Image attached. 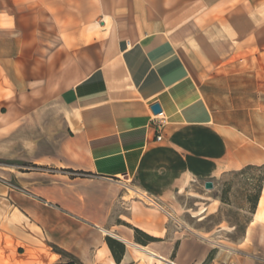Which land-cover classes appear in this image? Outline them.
Here are the masks:
<instances>
[{
    "label": "crops",
    "instance_id": "1",
    "mask_svg": "<svg viewBox=\"0 0 264 264\" xmlns=\"http://www.w3.org/2000/svg\"><path fill=\"white\" fill-rule=\"evenodd\" d=\"M262 95L264 0H0V264H264V231H177L189 184L264 165Z\"/></svg>",
    "mask_w": 264,
    "mask_h": 264
},
{
    "label": "rangeland",
    "instance_id": "2",
    "mask_svg": "<svg viewBox=\"0 0 264 264\" xmlns=\"http://www.w3.org/2000/svg\"><path fill=\"white\" fill-rule=\"evenodd\" d=\"M262 98L264 102L263 95ZM261 111L262 127H246L247 139H256L259 133L264 139V104ZM207 180L213 183L211 189L204 188V180H197L178 195L177 231L203 236L219 249L247 251L251 240L244 238L245 231H264V210L260 216L259 212L255 214L257 201L253 206L258 187L264 184V165L226 171ZM142 201L154 205L146 199Z\"/></svg>",
    "mask_w": 264,
    "mask_h": 264
},
{
    "label": "trees",
    "instance_id": "3",
    "mask_svg": "<svg viewBox=\"0 0 264 264\" xmlns=\"http://www.w3.org/2000/svg\"><path fill=\"white\" fill-rule=\"evenodd\" d=\"M248 166L249 165H247L245 167H248ZM263 186H264V184H262L261 186L258 187L257 193L255 195V201L253 203V206L257 205L259 197H260V193L262 192ZM256 201H257V203H256ZM134 231H135L136 235H140L143 238V239H139L138 236L135 237L137 242H139V243H145L147 241H154L155 240V238L145 234L144 232H142L136 228L134 229ZM107 242H108L109 248H110L115 260L118 262L121 258V255L124 252V245L121 242L116 241V240L111 239V238H107ZM57 251L61 253L60 250H57ZM61 264H80V263L73 258H69V260H67Z\"/></svg>",
    "mask_w": 264,
    "mask_h": 264
},
{
    "label": "built area",
    "instance_id": "4",
    "mask_svg": "<svg viewBox=\"0 0 264 264\" xmlns=\"http://www.w3.org/2000/svg\"><path fill=\"white\" fill-rule=\"evenodd\" d=\"M160 114H161V112L158 113L156 115V117L159 116ZM155 120L156 121L153 123L154 124V128L156 130L155 140H160L161 139L160 129L163 126L164 120H163V118H159V119H155ZM50 171H51V169H50Z\"/></svg>",
    "mask_w": 264,
    "mask_h": 264
},
{
    "label": "water",
    "instance_id": "5",
    "mask_svg": "<svg viewBox=\"0 0 264 264\" xmlns=\"http://www.w3.org/2000/svg\"><path fill=\"white\" fill-rule=\"evenodd\" d=\"M151 110H152V112H153L154 114H158V113L161 112V108H160V106H159L158 103H153V104L151 105ZM212 187H213V183H212V181L207 180V181L204 182V188H206V189H211Z\"/></svg>",
    "mask_w": 264,
    "mask_h": 264
},
{
    "label": "bare ground",
    "instance_id": "6",
    "mask_svg": "<svg viewBox=\"0 0 264 264\" xmlns=\"http://www.w3.org/2000/svg\"><path fill=\"white\" fill-rule=\"evenodd\" d=\"M129 186V185H128ZM134 188V187H133ZM133 188H130L129 187V189H131L132 190V192L131 193H133L134 192V194L136 193V194H138L139 196H141L142 198H144V199H146V200H148V201H150L152 204H154V205H157L156 204V202L154 201V200H152L150 197H148L146 194H144L143 192H139V190L138 189H133ZM138 190V191H137ZM263 190V189H262ZM259 203V202H258ZM201 219V218H200ZM251 223H252V221H251ZM247 233L249 234L250 233V229H247ZM142 249V248H141ZM142 250H144V249H142ZM144 251H146V250H144ZM150 252V251H149ZM152 253V252H151ZM152 255V254H151Z\"/></svg>",
    "mask_w": 264,
    "mask_h": 264
}]
</instances>
